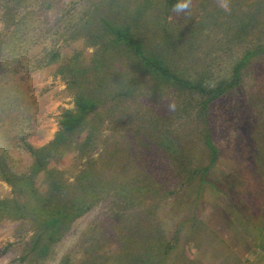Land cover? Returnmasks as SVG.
Instances as JSON below:
<instances>
[{
	"label": "rangeland",
	"instance_id": "1",
	"mask_svg": "<svg viewBox=\"0 0 264 264\" xmlns=\"http://www.w3.org/2000/svg\"><path fill=\"white\" fill-rule=\"evenodd\" d=\"M221 2L190 0L177 12L165 0H0V46L13 13L14 43L24 48L15 56L11 46L0 49V165L30 175L24 141L37 149L53 141L78 92L99 102L85 129L33 177L35 194L15 191L0 174V200L33 206L42 195L66 213L84 209L61 218L56 233L42 231L40 219L3 214L0 264H264V53L207 102L246 52L264 47V0ZM101 19L129 25L150 53L206 92L152 77L121 47L103 49L108 60L95 68L109 38ZM53 47L62 60L37 68ZM43 244L47 258L31 250Z\"/></svg>",
	"mask_w": 264,
	"mask_h": 264
},
{
	"label": "trees",
	"instance_id": "2",
	"mask_svg": "<svg viewBox=\"0 0 264 264\" xmlns=\"http://www.w3.org/2000/svg\"><path fill=\"white\" fill-rule=\"evenodd\" d=\"M180 2L181 0H165L166 9L173 8L176 4ZM16 19V15H14L13 13L7 14V20L9 21V23L7 24V28L11 30V33L6 38L5 47H2V45L0 46V49H4V52H7L8 47L11 46L9 51H13V53L10 56H15L17 52H23L24 50V48L20 46L19 43H14L17 33L20 29V24ZM101 22L102 26L105 27V32L109 33V38L101 45L102 51H99V61L96 64L95 68L104 67V62L108 60V57H106V55L103 53V49L107 50L108 48L116 49L118 47H121L125 49L126 52L131 53L138 60V64H140L143 69L152 77H156L160 80H163L164 82L171 83L175 86H179L184 89L206 92V89L203 88L202 85L185 79L184 77L176 73L174 70H172L171 66L166 62L164 57L150 53L144 46L143 42L134 36L129 25L117 26L104 19H101ZM11 28H13V30ZM262 53H264V47L258 50H250L246 52L243 59L238 62L235 66L233 72V79L229 81V85L225 87H216L215 89H210L208 91L210 97L209 99H207V102L216 99L228 88H233L241 78L242 67L252 61L253 58L259 56ZM79 57L80 55H75L73 59H79ZM12 58L13 57L9 58L8 60H12ZM62 58L63 57L61 51L53 47L50 50L46 51L44 55L36 59V67L43 68L51 64L58 63L62 60ZM65 70V66H62L60 68V72L62 73ZM78 70L79 68L76 66L73 68V76H76ZM68 71L70 72V70ZM7 82L8 79H5L4 83L6 84ZM4 93L5 89L0 90V94ZM98 108V101H96L93 97L87 95L84 92H78L75 96V107L73 109H66L62 113V119L60 120V130L56 134L53 141H51L48 145L38 149L33 147V145L27 142L26 140L24 141L25 148L34 157V161L31 166V174L28 176L14 174L9 172L3 165H0L1 177L6 180L9 184L14 186L15 191L20 193L24 190H28L27 192L30 191L31 193H33L35 190L33 185V177H35L45 169L46 163L48 162L49 158L55 154V149L61 146L63 147V144L69 141V137L76 134L79 135L85 129L86 125H88L89 117L93 113H95ZM27 122H29V120H27ZM205 130L206 145L212 151V160L214 161L216 160L217 149L214 147L210 138L208 126L205 127ZM90 136L91 134L89 133V135L86 137L85 143L90 141ZM36 196L37 201L33 206H30L29 203H20L18 200H0V220L3 218V214H7L8 216L14 217L16 219L33 218L37 221L40 219L39 223L45 226L42 231L56 233L58 231L57 227L55 226L58 224L60 225L61 218H66L69 221H72L74 218L78 217L84 212L83 209L81 212L75 210L72 211V213H66L62 211L60 207H54L53 205H50V196ZM89 207L90 205L85 210H87ZM39 235L41 237V234ZM39 239L40 238H38L37 240ZM33 249L37 250V256H40L42 258H47L49 256L50 249L48 247V244H43V247H40L39 249L35 247L31 250ZM31 250L25 256L26 259H28L31 255ZM69 260L70 257H66L60 264H67Z\"/></svg>",
	"mask_w": 264,
	"mask_h": 264
},
{
	"label": "clouds",
	"instance_id": "3",
	"mask_svg": "<svg viewBox=\"0 0 264 264\" xmlns=\"http://www.w3.org/2000/svg\"><path fill=\"white\" fill-rule=\"evenodd\" d=\"M189 3H190V0H184L183 3H178V4H176V5L174 6V11L179 12V11H181V10L187 9V8L189 7ZM221 7L227 9V3L224 2V0H222V2H221ZM169 107H170V109H171V108L174 107V105H170Z\"/></svg>",
	"mask_w": 264,
	"mask_h": 264
}]
</instances>
